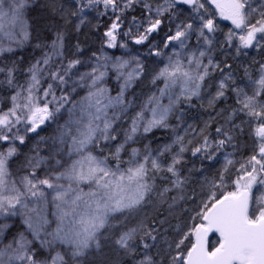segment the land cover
I'll return each instance as SVG.
<instances>
[{
    "label": "snow or ice",
    "instance_id": "1",
    "mask_svg": "<svg viewBox=\"0 0 264 264\" xmlns=\"http://www.w3.org/2000/svg\"><path fill=\"white\" fill-rule=\"evenodd\" d=\"M0 91V264H264V0H0Z\"/></svg>",
    "mask_w": 264,
    "mask_h": 264
},
{
    "label": "rangeland",
    "instance_id": "2",
    "mask_svg": "<svg viewBox=\"0 0 264 264\" xmlns=\"http://www.w3.org/2000/svg\"><path fill=\"white\" fill-rule=\"evenodd\" d=\"M206 7L209 9V11L211 13L215 14L216 10L211 4H206ZM129 13H131V12H129ZM129 18L130 19L128 21H131L132 16L129 17ZM215 19L220 24V28H221V30L217 32V37L219 38L220 41H223L224 33H226L232 27L231 23L229 21H225V20L220 19L218 14H216ZM90 21H91L92 25H95L97 23H99L100 25L102 23L108 24V18L107 17H97L94 13L90 15ZM123 30H127V26H125V28ZM85 31H88V29H85ZM133 31H135V30H133ZM166 31H167V29H166ZM91 35L92 36H97V32H92ZM163 36H164V34L161 37H159V38L155 37V38L151 39L150 42L152 44H160V41L163 39ZM82 39H83V37H82ZM127 42H128V46H129L128 51L131 54L140 55L141 58L145 61L146 64H151L152 61L157 59L155 57H151V56L146 55L147 50H148V43L147 42H146V44L144 46L143 45L139 46V45L133 44L132 41H131V38H127ZM237 42H238V40H237ZM191 43L193 45H195L196 41H195L194 38L191 41ZM94 47L98 48L99 44H95ZM161 47H162V45H161ZM107 51L110 54L111 53H115L116 55H127L125 53V50H123V49H109ZM164 51L168 52L170 50L169 49H165ZM225 51H226L227 54L222 53L221 50L219 49V47H217V49L213 52V59L216 62L227 61L228 63H231L233 65L234 69L237 68V60L251 63V60H250L251 56L256 57L257 60L262 58L259 53L255 52V51H252V50H249L250 51V56L249 57H239V58H235L234 59V57H235V49L234 48H228ZM234 75H241L242 76L243 72H242V70H240L238 73H234ZM217 76H219V73H215L214 76H213V79H215ZM21 82H23V81H21ZM107 86L109 87L112 95H115L119 91V83L116 81L114 76L108 79ZM149 88H151V85H148L146 81H145L144 84L138 83V84L134 85L133 89L129 90L128 95H129L130 98L133 95H135L139 99H143V94L147 93ZM228 102L229 103H233L234 101L232 99H230ZM220 107H223V104H221ZM134 110L135 109H130L129 114L131 115ZM191 111L192 112L196 111L194 113H197V115H196L194 120L190 117L189 118L190 122L195 123V122H198V121H200L202 119H206L207 118L206 114H204L203 116H201L199 114V109L198 108L197 109H192ZM173 123H175V121H173ZM53 128H54V126H52V127L44 126L42 131L41 130H38V131L40 132L41 136H48V135H51V133L53 131ZM29 135H30L31 139H29L27 141L26 146L25 145L21 146V148L23 150V153H28L29 149L36 142V139H37L36 138V134H29ZM143 144H144V142H142L140 144H137V145H134V146L142 148ZM241 151H245V149L242 148ZM220 156H221V160H220L221 161L220 167H221V165L223 164L224 161H223V155H220ZM23 159H24V156L21 155L19 157L18 162L16 164L12 165L13 171H15L20 166V162H22ZM237 159H239V156H237ZM19 227H20L19 221H17L16 225L12 229V232H15L16 229L19 228Z\"/></svg>",
    "mask_w": 264,
    "mask_h": 264
},
{
    "label": "trees",
    "instance_id": "3",
    "mask_svg": "<svg viewBox=\"0 0 264 264\" xmlns=\"http://www.w3.org/2000/svg\"><path fill=\"white\" fill-rule=\"evenodd\" d=\"M137 16V18L139 19L141 17V12L139 9H137L136 11L134 12H131L128 14L127 16V20H129L131 16ZM107 27V24L106 23H102L101 24V27L99 29V32H97V35H101L104 28ZM167 27L166 25L164 26L163 30L159 33V34H156L154 33L151 37H150V40L157 37H161L164 32L166 31ZM141 46V45H139ZM144 46V45H143ZM24 77L23 75L20 76V80L23 81ZM6 95V93H4L3 91H0V109H4L6 110L7 109V103L6 101L4 100V96ZM196 112V111H194ZM169 137V133H165V132H162V131H157L155 133V136L152 137L150 136L149 139L151 140V144H152V147L155 148L157 147L158 144L160 143H163L164 141H166ZM144 143H147L148 141L145 140L143 141ZM194 158H192L190 155L188 157V160H189V167H191V161L193 160ZM221 156H219L218 160L217 161H213L211 162V165H210V162L208 161H204L203 164H201L200 161H196L195 162V166L197 168H200V167H203L204 170H205V174H207L209 177H211L219 168H220V164H221ZM195 176L199 177L200 176V173H196ZM197 189H198V186H196ZM218 237L215 236V234H212L210 237H209V241H210V244L209 246L211 247V245L215 242V240L217 239Z\"/></svg>",
    "mask_w": 264,
    "mask_h": 264
},
{
    "label": "water",
    "instance_id": "4",
    "mask_svg": "<svg viewBox=\"0 0 264 264\" xmlns=\"http://www.w3.org/2000/svg\"><path fill=\"white\" fill-rule=\"evenodd\" d=\"M211 235H212V234H210V236H211ZM210 236H209V237H210Z\"/></svg>",
    "mask_w": 264,
    "mask_h": 264
}]
</instances>
